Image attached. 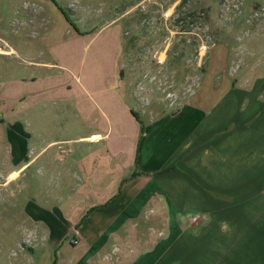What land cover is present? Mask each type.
<instances>
[{
    "label": "crops",
    "instance_id": "1",
    "mask_svg": "<svg viewBox=\"0 0 264 264\" xmlns=\"http://www.w3.org/2000/svg\"><path fill=\"white\" fill-rule=\"evenodd\" d=\"M52 5V61L0 78V264H264V78L216 44L183 104L136 118L119 25L80 35ZM53 98L89 128L44 142Z\"/></svg>",
    "mask_w": 264,
    "mask_h": 264
},
{
    "label": "rangeland",
    "instance_id": "2",
    "mask_svg": "<svg viewBox=\"0 0 264 264\" xmlns=\"http://www.w3.org/2000/svg\"><path fill=\"white\" fill-rule=\"evenodd\" d=\"M55 1L83 33L111 21L119 25L127 51L118 65L125 69L127 98L141 116H153L157 108L171 112L183 104L195 92L206 57L216 44L229 48L228 70L237 81L264 78V0ZM51 10L55 7L49 0H0L1 79L25 75L29 62L52 61L40 42L53 27ZM90 55L83 57L84 68ZM65 103L61 98L41 100V113L53 109L57 115L46 127L55 136L44 135V142L73 139L89 128L72 121ZM59 147L66 151L77 144L64 142ZM58 178L54 182L62 181L60 173ZM50 188L45 186L48 192Z\"/></svg>",
    "mask_w": 264,
    "mask_h": 264
},
{
    "label": "trees",
    "instance_id": "3",
    "mask_svg": "<svg viewBox=\"0 0 264 264\" xmlns=\"http://www.w3.org/2000/svg\"><path fill=\"white\" fill-rule=\"evenodd\" d=\"M57 8H58V10L62 13V15H63V17H64V19L66 20V22L75 30V32L76 33H78V34H80V35H85L86 33H83V32H81L79 29H78V27L72 22V20L70 19V16H69V14L61 7V6H59L57 3H56V1L55 0H50ZM180 8V6H178V9ZM120 42H121V52H120V56H119V58L122 56V55H124L123 53L124 52H126L127 51V49H126V42H125V40H124V38H122V36H121V38H120ZM126 45V46H125ZM203 71L204 70H202V73H203ZM119 77H120V79L124 82V80H125V69L124 68H122V67H120L119 66ZM132 112V114L137 118V115L139 114L138 113V111H131ZM172 112V111H171Z\"/></svg>",
    "mask_w": 264,
    "mask_h": 264
},
{
    "label": "built area",
    "instance_id": "4",
    "mask_svg": "<svg viewBox=\"0 0 264 264\" xmlns=\"http://www.w3.org/2000/svg\"><path fill=\"white\" fill-rule=\"evenodd\" d=\"M201 49L203 50V49H205V47L202 46ZM77 243H78V242H77L76 240H73V241H72V244H74V245L77 244Z\"/></svg>",
    "mask_w": 264,
    "mask_h": 264
}]
</instances>
